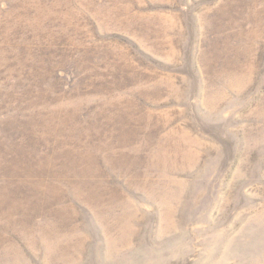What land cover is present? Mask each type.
Returning <instances> with one entry per match:
<instances>
[{
	"label": "rangeland",
	"instance_id": "obj_1",
	"mask_svg": "<svg viewBox=\"0 0 264 264\" xmlns=\"http://www.w3.org/2000/svg\"><path fill=\"white\" fill-rule=\"evenodd\" d=\"M0 264H264V0H0Z\"/></svg>",
	"mask_w": 264,
	"mask_h": 264
}]
</instances>
